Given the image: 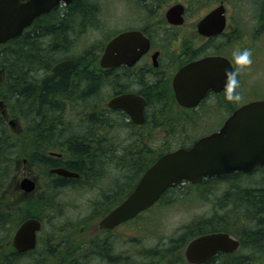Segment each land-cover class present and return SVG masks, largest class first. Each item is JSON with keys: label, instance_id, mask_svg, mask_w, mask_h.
I'll return each instance as SVG.
<instances>
[{"label": "flooded vegetation", "instance_id": "1", "mask_svg": "<svg viewBox=\"0 0 264 264\" xmlns=\"http://www.w3.org/2000/svg\"><path fill=\"white\" fill-rule=\"evenodd\" d=\"M231 1L209 2L210 10L195 16L191 9L194 1L177 0L168 7L181 5L182 18L174 19L167 18L166 12L157 16L160 5L144 1L146 17L124 28L99 29L87 23L91 19L82 20L77 28L68 27L64 37L55 39L48 28L58 30L56 15L62 17L61 23L70 1L34 18L9 41L10 48L19 38L32 46L41 39L49 41L42 46L43 63L38 69L41 83L64 69L73 73L67 94L53 100L58 103L54 105L58 112L45 121L39 113L35 118L13 114L9 107L24 100L14 95L9 71L0 70V86L4 84L6 96L2 102L8 105V128L3 132L5 171L0 177V264L264 262V243L257 242L264 240V227L248 226V207L243 225H221L219 216L222 209L235 212L243 196L248 200V179L258 176L264 185V137L256 139L263 162L251 174L235 171L197 183L184 182L169 189L175 193L164 192L132 219L110 228L98 226L131 194L158 154L188 150L219 132L241 107L264 101V97H248L247 77L242 73L238 91L243 99L232 103L224 98V73L233 63L232 53L247 46V34L241 43L236 41L239 30L227 12ZM202 5L199 2L196 7ZM218 8L224 15L221 30L219 17L199 30L205 15ZM94 9L98 16L100 7ZM100 30L102 40L84 48L77 43V37ZM127 33L131 34L120 38L116 49H109L113 39ZM77 73L97 83L74 89ZM29 85L27 79L21 95ZM23 180L32 186H23ZM222 184L238 188L241 194H232L229 189L231 195L222 194ZM208 200L214 216L189 214L185 224L172 231H163L148 219L158 207L182 203L191 210ZM205 221L215 224L206 228ZM29 222L38 225L33 246L28 247V235L18 250L17 233ZM217 234L228 237L220 242L221 249L198 247L197 255L204 259H189L187 249L192 242Z\"/></svg>", "mask_w": 264, "mask_h": 264}, {"label": "water", "instance_id": "2", "mask_svg": "<svg viewBox=\"0 0 264 264\" xmlns=\"http://www.w3.org/2000/svg\"><path fill=\"white\" fill-rule=\"evenodd\" d=\"M71 0H0V45L18 37L34 18L48 12L54 6ZM182 7L174 5L166 11L167 18H181ZM222 9L208 13L199 23L202 28L215 17L221 18L219 31L223 27ZM131 33L120 35L109 45L116 49L120 38ZM65 63L58 65L63 66ZM2 114L4 111L1 112ZM264 137V101L251 102L238 109L218 133L202 138L188 150H177L165 154L148 168L141 176L131 194L106 217L98 223L100 228H110L134 217L150 207L168 188L182 182H199L202 178L222 176L234 171L250 174L258 163H262L256 147H260L259 138ZM254 139V140H253ZM32 184L23 181V186ZM38 225L29 222L17 233L16 242L22 250L24 239L29 235V248L33 246L34 231ZM226 235L218 234L201 237L190 244L187 255L193 262L204 258L197 255L198 247L211 248L215 251L223 247L222 240ZM230 241V240H229ZM234 243V242H233ZM235 244V243H234ZM206 258V257H205Z\"/></svg>", "mask_w": 264, "mask_h": 264}, {"label": "trees", "instance_id": "3", "mask_svg": "<svg viewBox=\"0 0 264 264\" xmlns=\"http://www.w3.org/2000/svg\"><path fill=\"white\" fill-rule=\"evenodd\" d=\"M259 1H261V4L259 9H257V13L259 18H263L264 21V0H255L256 3ZM87 2V0H71L70 6L67 8L68 11L65 15V19H63L61 23H59V21L62 17L56 15L54 22L58 26V30L52 32V27L48 28V31H50L48 34H51L55 39H61L67 32H69V30L66 31L68 27L77 28L82 20H89V18L92 19L95 15L94 8H96V4H88ZM65 26L67 27L65 28ZM42 40L43 39H41L37 46H32L31 43L25 42L26 40L23 38L14 40L15 45H13L12 48H10L9 42L0 45V70L9 71L10 81L14 84V95L18 98H23L24 100L21 104L16 103L12 107H9L13 114L18 115L19 117L35 118L39 113L44 115L45 121H47L58 112L57 108L55 109V106H57L58 103H53V100L54 98L63 97L67 94L69 78L70 74L73 73V70H61L56 76L46 79L41 83L39 80L38 69L43 63L44 56L42 54L44 51L42 46L46 47L49 42L46 39L45 41ZM27 68L30 69V72L26 71ZM27 79L31 82V85L25 88L24 92L26 93L21 95L20 92L23 90V86ZM73 83L75 84L74 89H78L80 85H86V87H88V85L91 84V86L94 87L97 82L91 77L86 76V74L77 73L74 75ZM0 98L4 101L6 100L4 84L0 87ZM6 107H8V105H6ZM7 128L6 122L0 113V177L4 176L5 171V134L3 132L7 130ZM157 157L159 158L160 154H158ZM175 192L176 190H169L166 193ZM180 193L181 191L179 194ZM239 194L241 193L238 192V195ZM229 204H231V202H229ZM247 207L248 226L264 227V189L248 190V200L244 196L239 199L237 208L234 212L235 215L227 216V218H229L227 220H220V224L230 225L231 223L236 226L245 224L244 216L247 213ZM241 215L242 217H240ZM205 222L206 228L215 224L210 223L209 221ZM259 234L263 235V232L260 231ZM257 242H261L262 244L264 243V240L262 241L260 239L257 240Z\"/></svg>", "mask_w": 264, "mask_h": 264}, {"label": "rangeland", "instance_id": "4", "mask_svg": "<svg viewBox=\"0 0 264 264\" xmlns=\"http://www.w3.org/2000/svg\"><path fill=\"white\" fill-rule=\"evenodd\" d=\"M88 4L97 3L96 7H100L98 10L99 15H94V18H89L91 20L87 23L93 24L96 28H124L127 25L137 22L138 18L143 19L148 14V10L141 4L144 1H152L160 5L156 9L157 16L160 13H165L167 8L177 0H87ZM194 1L192 4V11L196 13L195 16H199L208 12L210 7L209 2L215 0H189ZM257 1V0H256ZM199 2L203 5L199 8ZM261 1L258 3L255 0H232L231 5L228 9V16L232 18L234 23L238 27L236 41L241 43L243 36L247 34V46L238 48L243 51L244 49H250L252 52V65L250 68L242 72V76H246V84H248V97L262 98L264 97V21L263 18H259L257 9ZM263 6V5H262ZM263 26H262V25ZM260 26V27H259ZM242 35V36H241ZM104 38L103 32L100 30L98 32H90L87 35L77 37V43H80L81 48L89 45L93 41H100ZM245 78V77H244ZM76 129V128H73ZM258 179V180H256ZM256 183H254L255 181ZM251 181V182H250ZM245 181L243 182V184ZM252 185V186H251ZM255 185V186H254ZM225 188H224V187ZM254 187V188H253ZM222 189V190H221ZM229 191L234 194L238 193V188H228L227 185L222 184L220 191L221 193H227ZM264 189V185L260 180V177L256 176L255 179H248V190H258ZM231 195L230 193H227ZM207 206V207H206ZM189 210V209H188ZM182 203L174 204L172 206L158 207L153 214L148 216L155 222L157 226H160L163 231H172L176 227L185 224L188 215H202L205 213L206 217L214 216L212 211V206L209 201H205L203 205L197 209H191L188 211ZM201 210V211H200ZM198 211V212H197ZM209 215V216H208ZM234 216V211H229V209H222L219 212L220 220H227V216ZM154 224V225H155ZM264 264V262L260 263Z\"/></svg>", "mask_w": 264, "mask_h": 264}, {"label": "clouds", "instance_id": "5", "mask_svg": "<svg viewBox=\"0 0 264 264\" xmlns=\"http://www.w3.org/2000/svg\"><path fill=\"white\" fill-rule=\"evenodd\" d=\"M233 63L225 70V83H224V98L227 102L238 103L243 97L238 91L240 88V80L238 77L246 69L252 65V52L250 49L243 51L237 49L232 53Z\"/></svg>", "mask_w": 264, "mask_h": 264}, {"label": "bare ground", "instance_id": "6", "mask_svg": "<svg viewBox=\"0 0 264 264\" xmlns=\"http://www.w3.org/2000/svg\"><path fill=\"white\" fill-rule=\"evenodd\" d=\"M37 116V115H36ZM35 116V117H36ZM91 135V134H90ZM86 137H87V135H86ZM68 153H70V152H68ZM71 154V153H70ZM137 157V156H136ZM245 174V173H244ZM238 177V176H237ZM228 179V178H227ZM264 180V179H263ZM220 182V181H219ZM251 182V181H250ZM262 182V181H261ZM234 183V182H233ZM258 183V182H257ZM246 186V185H245ZM252 186V185H251ZM255 186V185H254ZM224 187V186H223ZM225 188V187H224ZM254 188V187H253ZM178 189V188H177ZM190 191V190H189ZM186 200V199H185ZM204 201V200H203ZM209 201V200H208ZM201 202V201H200ZM214 204V203H213ZM207 207V206H206ZM201 211V210H200ZM198 212V211H197ZM209 216V215H208ZM217 218V217H216ZM184 225V224H183ZM181 232H183V231H181ZM178 233H180V232H178ZM177 235V234H176ZM186 242V241H185ZM183 243V242H182ZM182 245V244H181ZM248 264V263H247Z\"/></svg>", "mask_w": 264, "mask_h": 264}]
</instances>
